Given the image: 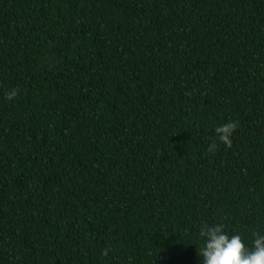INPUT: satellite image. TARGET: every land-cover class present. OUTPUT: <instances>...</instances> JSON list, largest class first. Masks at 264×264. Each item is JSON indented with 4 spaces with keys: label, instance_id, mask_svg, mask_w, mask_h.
I'll use <instances>...</instances> for the list:
<instances>
[{
    "label": "trees",
    "instance_id": "trees-1",
    "mask_svg": "<svg viewBox=\"0 0 264 264\" xmlns=\"http://www.w3.org/2000/svg\"><path fill=\"white\" fill-rule=\"evenodd\" d=\"M205 223L264 235V0H0V264H202Z\"/></svg>",
    "mask_w": 264,
    "mask_h": 264
},
{
    "label": "clouds",
    "instance_id": "clouds-1",
    "mask_svg": "<svg viewBox=\"0 0 264 264\" xmlns=\"http://www.w3.org/2000/svg\"><path fill=\"white\" fill-rule=\"evenodd\" d=\"M19 89L13 88L6 93L8 100H13ZM239 125L238 121L227 122L215 128L218 140L227 148L232 147V135ZM218 145L213 142L209 151H215ZM253 245L247 247L239 234L229 236L223 224H202L199 228L201 247L199 256L202 264H264V235L254 234Z\"/></svg>",
    "mask_w": 264,
    "mask_h": 264
}]
</instances>
